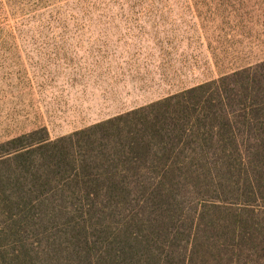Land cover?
Here are the masks:
<instances>
[{
  "label": "trees",
  "instance_id": "16d2710c",
  "mask_svg": "<svg viewBox=\"0 0 264 264\" xmlns=\"http://www.w3.org/2000/svg\"><path fill=\"white\" fill-rule=\"evenodd\" d=\"M0 264H264V61L1 142Z\"/></svg>",
  "mask_w": 264,
  "mask_h": 264
},
{
  "label": "rangeland",
  "instance_id": "374dc122",
  "mask_svg": "<svg viewBox=\"0 0 264 264\" xmlns=\"http://www.w3.org/2000/svg\"><path fill=\"white\" fill-rule=\"evenodd\" d=\"M264 61V0H0V143L55 140Z\"/></svg>",
  "mask_w": 264,
  "mask_h": 264
}]
</instances>
